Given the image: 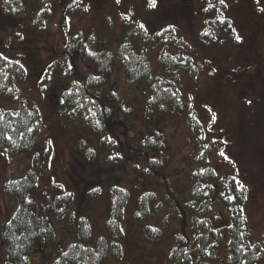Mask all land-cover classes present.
I'll return each mask as SVG.
<instances>
[{
	"label": "trees",
	"instance_id": "16d2710c",
	"mask_svg": "<svg viewBox=\"0 0 264 264\" xmlns=\"http://www.w3.org/2000/svg\"><path fill=\"white\" fill-rule=\"evenodd\" d=\"M73 7L66 3L63 27ZM0 13L23 21L31 15L28 27L35 30L45 26L51 16L46 0H0ZM217 13L218 10L201 24V42L223 43V38L219 40L217 36L232 28L229 20L221 17L222 10ZM122 16L126 24L133 20L129 15ZM17 24L19 30L27 28L23 22ZM122 27L123 35L118 40L111 38L105 42L80 29L73 34L65 33L58 62L64 64L67 72L76 61L90 69L61 93L59 109L65 129L81 133L76 147L88 160L98 150L87 142V136H99L105 163L111 165L120 159L111 133L115 128L112 121L116 111L127 115L134 106L130 98L121 99V94L111 85L116 83L114 73L111 75L116 59L128 87L140 89L148 121L144 126L146 132L136 142L137 161L132 172L134 175L140 172V177L156 178L159 186L143 190L142 180L134 183L140 194L135 197L132 219L144 222L143 231L149 241L158 240L163 234L167 236V264H259L264 261V230L254 233L247 223L244 185L235 174L215 168V161L225 162L220 147L216 140L210 142L206 138L195 108L185 99L183 77L193 78L202 69V64L197 66L194 59L193 46L176 38L171 28L151 34L141 26L138 29L136 24L132 29ZM111 40L116 41V52L109 47ZM18 54L9 58L0 52V97L14 98L17 81L27 79L26 67L20 63L21 54ZM167 115H174L181 126L184 120L185 149L169 150L165 132L152 128L154 118L166 120ZM42 121L40 111L26 107L23 102L16 109L0 107V153L13 157L30 152ZM184 173L188 186L177 189L175 182ZM41 188L38 197H33L39 189L38 174L33 167L20 177L3 181V191L16 199L17 206L8 219L0 220L2 264H30L36 246L53 248L52 264H105L109 254L120 260L122 222L131 197L129 189L113 186L105 225L108 234L94 237L88 219L75 218L70 213L68 207L73 196L61 183ZM59 231L64 234L60 242L68 239L66 244L57 242Z\"/></svg>",
	"mask_w": 264,
	"mask_h": 264
},
{
	"label": "rangeland",
	"instance_id": "374dc122",
	"mask_svg": "<svg viewBox=\"0 0 264 264\" xmlns=\"http://www.w3.org/2000/svg\"><path fill=\"white\" fill-rule=\"evenodd\" d=\"M46 1L51 16L47 24L37 30L28 27L31 15L23 21L0 13V52L9 58L20 53V63L25 65L27 71V79L17 81L15 97L1 96L0 107L16 109L23 102L30 109L37 108L43 118L30 152L13 157L0 153V220L8 219L17 206L16 199L3 191V181L20 177L33 167L39 183V189L33 193V197H38L42 186L48 188L61 183L73 196L68 207L70 213L75 218L85 216L94 237L103 233L107 235L105 225L109 217L111 191L113 186L119 185L129 189L131 195L122 222V256L116 261L109 254L105 264H167V236L163 234L158 240L149 241L143 231L144 222L137 223L132 219L135 197L140 194L134 183L142 180L143 190L159 188L156 178L140 177V172L136 175L132 172L133 163L137 161L134 153L136 142L146 132L144 126L148 123L140 89L128 87L115 59L111 75L114 73L116 83L112 82L111 85L121 94V99L130 98L134 110L127 115L115 112L112 121L115 128L111 133L118 145L120 159L111 165L101 157L99 136L86 138L98 150L94 160L90 161L80 153L76 145L82 138L81 133L74 129L70 133L65 129L59 109L62 91L90 70L86 64L76 61L72 70L67 72L64 64L58 62L65 33L69 31L73 34L80 29L105 42L111 38L118 40L123 35L122 26L132 29L136 24L138 29L143 25L141 28L151 34L171 28L176 38L193 46L194 59L197 66L202 64V69L193 78L188 75L183 77L185 99L191 101L195 108L196 117L205 127L206 138L210 142L216 140L223 153L225 162L215 161V168L219 172L235 174L244 185L247 223L254 233H262L264 11L261 9H264V0H224L223 4L220 0H154V6L152 0ZM66 3L72 4L74 9L67 16V25L63 27L62 23L66 22L63 20ZM210 4L213 7H209ZM220 9L221 17L227 18L232 27L221 37L217 36L218 39L223 38L224 42H201V24L204 25L205 20L212 18L217 10L219 13ZM122 15H129L134 21L126 24ZM17 22H23L27 28L17 29ZM110 43V49L116 52V41L111 40ZM173 116L167 115L166 120L154 118L151 124L152 128H160L158 130L165 132L168 149L177 152L185 149L182 136L186 129L184 120L181 126ZM186 158L185 151L182 163H186ZM175 186L177 189L188 186L185 173L175 182ZM63 237L64 234L59 231L57 242L60 245L68 242V239L60 242ZM52 251L51 247L36 246L30 264H52ZM0 253L2 264L4 257ZM259 264H264V261Z\"/></svg>",
	"mask_w": 264,
	"mask_h": 264
},
{
	"label": "snow or ice",
	"instance_id": "6c2138e0",
	"mask_svg": "<svg viewBox=\"0 0 264 264\" xmlns=\"http://www.w3.org/2000/svg\"><path fill=\"white\" fill-rule=\"evenodd\" d=\"M117 2H119V0H117ZM220 3L223 4L224 0H220ZM152 6H154V0H152ZM209 7H213V5L210 4ZM205 10L207 11V9H205ZM261 11H264V9H261ZM141 27H143V25H141ZM239 39H240V37L237 36V40H239ZM5 59H7V58H5ZM221 155H223V153H221Z\"/></svg>",
	"mask_w": 264,
	"mask_h": 264
}]
</instances>
